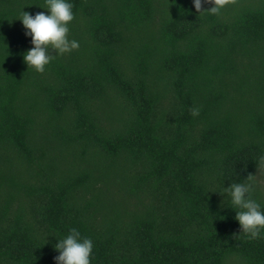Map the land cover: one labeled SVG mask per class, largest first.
<instances>
[{
	"label": "trees",
	"instance_id": "trees-1",
	"mask_svg": "<svg viewBox=\"0 0 264 264\" xmlns=\"http://www.w3.org/2000/svg\"><path fill=\"white\" fill-rule=\"evenodd\" d=\"M43 4L0 0V264L70 228L91 264H264L219 192L264 154V0H72L79 47L37 72L16 16Z\"/></svg>",
	"mask_w": 264,
	"mask_h": 264
},
{
	"label": "clouds",
	"instance_id": "clouds-1",
	"mask_svg": "<svg viewBox=\"0 0 264 264\" xmlns=\"http://www.w3.org/2000/svg\"><path fill=\"white\" fill-rule=\"evenodd\" d=\"M191 3L198 14L207 12L219 16L230 0H191ZM205 4L210 6L203 7ZM39 6L48 11L32 14L22 10L16 17L21 20L24 35L30 37L31 47L23 53L27 68L44 72L55 56L77 49L79 41L68 36L69 22L74 19L72 0H44L43 6ZM191 112L198 115L199 108L193 107ZM255 161V174H248L244 182L232 181L219 189L227 205L235 210L234 218L239 223L240 233L248 239L264 233V205L252 195L264 184V154ZM53 248L57 252L53 257L55 264H91L92 240L82 236L76 228H70L66 235L57 238Z\"/></svg>",
	"mask_w": 264,
	"mask_h": 264
}]
</instances>
